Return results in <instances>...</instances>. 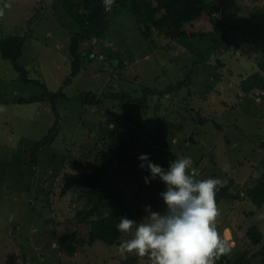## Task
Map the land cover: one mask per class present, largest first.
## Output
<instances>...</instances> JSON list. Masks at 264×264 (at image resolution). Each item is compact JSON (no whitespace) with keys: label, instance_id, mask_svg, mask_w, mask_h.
<instances>
[{"label":"rangeland","instance_id":"obj_1","mask_svg":"<svg viewBox=\"0 0 264 264\" xmlns=\"http://www.w3.org/2000/svg\"><path fill=\"white\" fill-rule=\"evenodd\" d=\"M205 2L210 4L207 9L184 25L187 38L213 32L217 23L229 28L225 30L233 45L221 48L206 64L198 66L189 90L193 95H187L184 87L136 108L104 98L93 105H81L75 96L82 91L107 89L119 75L129 81V92L137 95L141 85L162 90L185 77L187 59L194 55L156 31L153 34L159 46L153 53L138 48L140 38L133 36L135 24L123 11L110 20L109 41L93 40L80 46L82 51L98 52L97 59L91 55L93 60L87 63H74L68 51L70 35L59 27L51 0H0V8L4 9L0 37L25 36L18 63L30 78L40 79L53 91L62 87L67 97L57 98L55 106L47 101L0 103V264H152L148 255L129 253L122 257L118 243L95 241L88 246L82 241L72 256L59 253L57 247L61 233L74 231L79 239H86L88 232L87 226L76 222L75 212L83 203H76V193L58 196L62 175L90 172L94 156L101 150L105 152L112 139L130 144V154L151 155L152 162L162 167L177 158L191 157L193 164L187 171L196 179L226 181L232 193L240 189V199L216 198L220 214L215 226L221 238L233 246L231 254L224 255V262L238 259L241 264H263L259 250L264 244V220L258 216L264 214V100L245 96L239 82L264 57V0ZM6 4L10 7L4 8ZM144 43L142 40L140 47ZM164 45L172 48H159ZM108 50L117 60L109 62ZM118 61L124 64L121 68L116 67ZM202 83L210 88L205 91ZM38 85L34 80L23 82L12 62L0 57V93L28 98L41 92ZM155 105L159 107L154 116ZM143 112L147 115L142 118ZM199 116L209 121L201 125L197 122ZM55 120L59 122V135L53 146L37 152V166H32L31 148ZM214 122L221 128H216ZM99 136L105 139L100 141ZM89 149L90 154L82 159ZM65 154L70 161L62 160ZM225 165H229L227 171ZM125 166L126 170L110 182L119 198L130 203L133 213L144 202L153 211L163 213V206L151 203L144 188L137 192L147 168L137 171L135 162ZM254 186L261 190L258 200L250 194ZM47 217L49 220L44 222ZM144 217L146 220L145 215L135 220L140 222ZM251 226L263 236L258 245H252L246 235ZM128 238L121 232L120 242ZM242 251L246 253L242 255ZM220 258L214 264H220Z\"/></svg>","mask_w":264,"mask_h":264},{"label":"trees","instance_id":"obj_2","mask_svg":"<svg viewBox=\"0 0 264 264\" xmlns=\"http://www.w3.org/2000/svg\"><path fill=\"white\" fill-rule=\"evenodd\" d=\"M209 5L210 4L205 2V0H116L115 4L112 6L111 12H106L104 10L103 0H51V8L58 20L59 27L67 30L70 35L68 51L74 63H87L93 60V58L90 57L91 55L97 59L95 54L98 52H92L91 50L82 51L80 46L84 42L93 40L109 41L112 35V30L109 26L110 20L123 11L130 15L135 24L136 30L133 36H138L140 38L137 45L138 48H145L150 53H153L154 48L156 49L159 46L153 34V31H156L157 34H161L164 38L168 39L169 42H174V44L184 47L194 55V58L187 59L185 77L166 85L162 90L141 85L139 87L140 94L137 95L136 92H129L130 90L126 88L129 81L119 75L118 79L110 81L111 84L107 86V89L105 88L97 93L91 90L82 91L78 93L75 98L81 105H93L99 99L104 98L109 101L125 102L130 106L142 108L146 106L149 99L156 97V99L159 100L162 94L170 92L176 93L184 87L188 89L187 95H193L189 90L192 83V75L197 71L198 66L206 64V62L211 59L212 55H215L221 48L228 49L233 45L227 30H225L229 28L225 27L224 29L217 25V23L214 24L213 32L206 35H199V38H187L184 25L187 24V22L197 19L204 8L207 9ZM142 40H144L145 43L140 47V42ZM24 41L25 36L21 35L0 37V57L12 62L13 70L19 73L23 82L27 83L34 80L39 84L38 86L41 92L35 93L28 98L8 97L6 94L0 93V103L25 104L47 101L50 105L52 104L55 106L57 98H67L62 91V87L56 91L50 90L47 88L45 82H42L38 78H30L26 73L27 70L25 67L18 63V59L22 56ZM170 45L172 46V44ZM161 47H164L162 49L167 51L173 46L168 47L164 45L159 48L161 49ZM106 55L109 62H111L112 59L117 60L116 57H112L113 52L109 50ZM123 65L122 61H118L116 67L121 68ZM256 67L257 68L252 73L248 74L239 82V88L245 96L251 95L264 100V57L257 60ZM205 85L206 84H204L202 88L205 87L204 89L207 91L210 87ZM255 90H258L259 93H256ZM199 93L203 94L204 92ZM158 107V105L154 107L152 113L154 116L158 114ZM144 115H147V112L140 113L142 118ZM208 121L209 120L203 116L197 118V122L201 125ZM214 124L216 128H221L216 122H214ZM59 132V122L55 120L48 131L34 143L30 151V163H33L32 166H37V152L45 147L53 146ZM99 138H101L100 141L105 139L102 136H99L98 139ZM169 143H171V141ZM106 146L105 152L101 150L94 156L93 160L95 164L92 166L90 172H79L75 174L65 173L61 177L62 184L58 196H63L70 192L76 193L75 195L78 196L75 200L76 203L78 202V204H80L83 202L81 207L79 206V209L75 212L76 222L88 228L86 239H79L74 231L69 233L64 232L58 235V249L69 256L74 255L79 248L78 243L82 241L84 242L82 244L88 246L92 245L95 241H101L106 245H112L114 243L119 244L121 232L116 228V225L119 223V218L126 217L135 220L137 216L146 215L145 206H147L148 202H144L142 207L137 208L135 213H133L129 208L130 203H126V200H121L115 188L110 184L111 180L115 178L116 175L126 170L125 165H128V163L135 162L136 170L141 171L142 169L139 165L142 161L138 159L141 154H130L131 145L117 139H112ZM61 151L64 152L63 150ZM90 151L91 149L83 154L81 158L85 160L90 154ZM65 156L62 157V160H69V157ZM148 156L149 160L152 162L154 160L153 157L151 155ZM163 168L167 169L168 167L163 166ZM56 169L57 168H55V170ZM35 171L36 168H33V174ZM146 173L147 174L142 175L144 181L137 185V192L144 188L145 194L151 198L150 202L162 205L165 210L164 201L159 196V193L165 189L164 183L157 177L155 183H152L154 180H151L150 183L146 184L145 177H150L149 170H147ZM33 182L35 183V181ZM32 185L34 184L31 182V186ZM229 188V184L220 188L215 198L240 199L241 190L237 189L236 193H232L229 192ZM30 189L31 187L29 190ZM250 194H252L251 197L255 200L261 198V190L259 187L257 188L254 186ZM51 212L54 213L53 208H51ZM47 216H49V214ZM43 219L44 222L49 220L48 217ZM246 232L252 245L261 243L263 236L257 228L251 226ZM241 253L244 255L246 252L242 251ZM259 253L261 254V261L264 264V244L262 248H260ZM243 258H245V256ZM129 259L131 260L134 258L130 257ZM225 259V256L222 255L218 261L220 264H225ZM126 262L127 261H125V264ZM230 264L241 263L238 259H234V261H230Z\"/></svg>","mask_w":264,"mask_h":264},{"label":"clouds","instance_id":"obj_3","mask_svg":"<svg viewBox=\"0 0 264 264\" xmlns=\"http://www.w3.org/2000/svg\"><path fill=\"white\" fill-rule=\"evenodd\" d=\"M115 0H103L104 10L111 12ZM10 5H4V8ZM4 9L0 8V17ZM141 169L147 168L150 177L145 183L157 177L165 185L159 193L166 206L163 213L145 206V217L137 222L120 217L116 228L129 236L118 245V253L125 257L134 253L139 257L148 255L152 264H214L222 255H230L232 245L222 239L215 226L220 211L216 193L226 186L220 179H196L187 170L191 169V157L177 158L167 169L149 160L148 154H141ZM229 165L224 166L227 171ZM264 220V214L258 216Z\"/></svg>","mask_w":264,"mask_h":264},{"label":"water","instance_id":"obj_4","mask_svg":"<svg viewBox=\"0 0 264 264\" xmlns=\"http://www.w3.org/2000/svg\"><path fill=\"white\" fill-rule=\"evenodd\" d=\"M115 2H116V0H115ZM115 4V3H114ZM188 142H191V136L188 138Z\"/></svg>","mask_w":264,"mask_h":264},{"label":"crops","instance_id":"obj_5","mask_svg":"<svg viewBox=\"0 0 264 264\" xmlns=\"http://www.w3.org/2000/svg\"><path fill=\"white\" fill-rule=\"evenodd\" d=\"M229 230V229H228ZM54 247V246H53ZM59 253H62V252H59ZM60 264V263H59Z\"/></svg>","mask_w":264,"mask_h":264},{"label":"built area","instance_id":"obj_6","mask_svg":"<svg viewBox=\"0 0 264 264\" xmlns=\"http://www.w3.org/2000/svg\"><path fill=\"white\" fill-rule=\"evenodd\" d=\"M99 57H100V53H99Z\"/></svg>","mask_w":264,"mask_h":264}]
</instances>
